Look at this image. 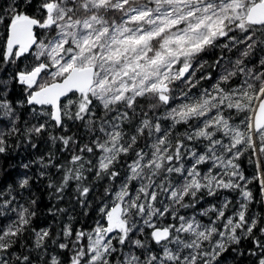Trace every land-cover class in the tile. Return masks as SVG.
Here are the masks:
<instances>
[{"label": "snow or ice", "instance_id": "6c2138e0", "mask_svg": "<svg viewBox=\"0 0 264 264\" xmlns=\"http://www.w3.org/2000/svg\"><path fill=\"white\" fill-rule=\"evenodd\" d=\"M0 264H264V0H0Z\"/></svg>", "mask_w": 264, "mask_h": 264}]
</instances>
